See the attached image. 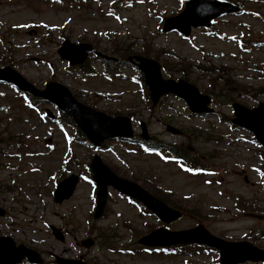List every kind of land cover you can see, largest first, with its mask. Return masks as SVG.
<instances>
[{
	"label": "rangeland",
	"instance_id": "1",
	"mask_svg": "<svg viewBox=\"0 0 264 264\" xmlns=\"http://www.w3.org/2000/svg\"><path fill=\"white\" fill-rule=\"evenodd\" d=\"M131 1L122 6L118 0H0V66L12 67L38 89L58 82L78 102L104 114L132 115L136 134L144 122L159 141L188 145L197 160L212 166L210 172L193 176L176 163L113 141L94 152L70 127L44 118L46 109L56 116L51 106L42 102L31 109L23 95L0 84V205L7 211L0 230L38 252L42 264H51L55 256H81L88 264H217L216 253L203 247L176 254L143 251L136 241L161 224L111 189L103 215L94 220L87 166L98 155L120 177L185 212L169 230L202 224L217 237L264 249V181L259 175L264 152L250 134L227 122L232 101L247 108L264 103V0H226L239 3L242 12L218 19L207 31L194 30L187 39L161 32L162 19L176 15L183 0ZM65 39L91 43L111 57L145 53L163 66L164 78L184 74L209 95L214 112L191 119L185 104L172 96L150 110L133 68L106 66L101 72L92 54L88 70L70 68L57 54ZM90 70L93 75L83 73ZM166 125L181 136L168 134ZM70 174L79 177L73 195L54 203L52 182ZM16 212L21 214L13 226ZM49 227L60 229L64 241L56 240ZM88 238L94 245L84 249L80 241Z\"/></svg>",
	"mask_w": 264,
	"mask_h": 264
},
{
	"label": "water",
	"instance_id": "2",
	"mask_svg": "<svg viewBox=\"0 0 264 264\" xmlns=\"http://www.w3.org/2000/svg\"><path fill=\"white\" fill-rule=\"evenodd\" d=\"M209 6L213 9L211 13L206 11ZM234 11H236V9L227 3L220 4L213 0H188L186 1L184 11L179 16L165 20L163 30H175L186 36L189 33L190 26H207L210 19ZM68 49H74L77 52H74V54L71 55L66 54ZM85 50H90V47L87 45L74 47L66 42L59 53L62 58L68 59L75 64L83 61L85 58ZM135 60L139 63L138 67L145 75V81L151 91L150 97L153 104H156L160 96L171 92L184 99L192 112H211L210 109H207L209 98L200 96L197 90L192 86L181 81L178 83L164 81L161 79L159 66L156 63L137 57ZM0 79L11 82L20 89L29 91L36 96H42L58 105L78 123L80 129H82L96 145L100 144L104 139H109L115 136H122L125 138L131 137L130 122L127 118H108L102 114L95 113L76 103L64 88L56 84H49L45 91L38 93L30 84L26 83L22 78L9 69L0 70ZM234 110L238 116V119L234 122L252 130L264 146V106L260 105L257 109L248 111L235 105ZM172 131L174 133L176 132L174 130ZM142 137L147 139L144 130ZM92 170L95 174L94 180L98 185V204L95 218L101 214L106 196V187L108 185L114 187L119 192L131 195L141 201L164 222L173 221L180 216L178 212L168 209L164 204L149 196L136 185L117 178L100 163L98 158L93 160ZM73 181L74 182L71 184L65 195H61L60 192L58 193L57 201H61L63 198H67L71 194L76 179ZM141 243L151 246H169L188 243L206 244L215 247L220 251L222 264H237L242 263L245 260L264 261V253L251 248L244 243H225L222 240L211 236L201 226L180 232H168L164 229H159L151 234L150 237L141 240ZM85 246L87 247L89 244H85ZM25 255L31 262L39 261L37 256H35L36 254L33 252L25 250L22 247L15 248L10 239L0 238V264H13L19 262ZM12 256L13 258H11ZM66 263L78 264L74 262Z\"/></svg>",
	"mask_w": 264,
	"mask_h": 264
},
{
	"label": "trees",
	"instance_id": "3",
	"mask_svg": "<svg viewBox=\"0 0 264 264\" xmlns=\"http://www.w3.org/2000/svg\"><path fill=\"white\" fill-rule=\"evenodd\" d=\"M66 119H67V118H66ZM67 120H68V119H67ZM184 160L187 161L188 159L185 157Z\"/></svg>",
	"mask_w": 264,
	"mask_h": 264
}]
</instances>
